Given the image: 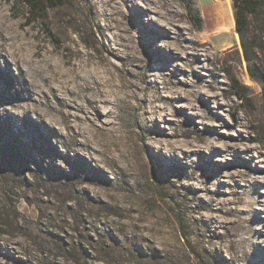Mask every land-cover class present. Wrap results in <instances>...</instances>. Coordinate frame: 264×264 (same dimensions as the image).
<instances>
[{
  "label": "rangeland",
  "instance_id": "rangeland-1",
  "mask_svg": "<svg viewBox=\"0 0 264 264\" xmlns=\"http://www.w3.org/2000/svg\"><path fill=\"white\" fill-rule=\"evenodd\" d=\"M157 2V14L133 6L130 23L156 38L151 23L170 24L158 13L181 10L170 24L176 47L157 37L135 48L126 78L136 98L107 81L95 128L33 102L47 88L26 49L62 65L74 47L121 67L129 51L108 50L115 30L102 29L101 3L45 0L29 11L0 0V21L17 36L3 33L25 48L14 55L7 40L0 53V264H264V91L248 72L231 0ZM171 74L176 85L163 78ZM180 121L190 132L174 136Z\"/></svg>",
  "mask_w": 264,
  "mask_h": 264
},
{
  "label": "bare ground",
  "instance_id": "bare-ground-1",
  "mask_svg": "<svg viewBox=\"0 0 264 264\" xmlns=\"http://www.w3.org/2000/svg\"><path fill=\"white\" fill-rule=\"evenodd\" d=\"M98 1L102 5V12H104V18L106 20V23L102 27V29L104 30V32L107 29L115 30V40L113 43L114 46L111 45L108 50L110 51V53H114L115 55H119L121 47H125L129 51L128 53H125L127 60L122 63L121 67L115 66L114 64L108 61L107 57L100 56V53H90L85 51L81 52L83 50L79 51L77 48L74 49V47L70 51V54L63 59L62 65L55 59H52L48 54H43L42 50V53H40L41 51H31L32 47L30 49H26L28 57L34 58L33 62L35 66V73L42 82L41 84L47 88V91L41 90L39 94H32V97L30 96V98L33 99L34 103L46 106V110L54 111L59 114L60 118L68 125L71 124L72 121L83 120L90 122L95 128H98L94 120L99 118L101 108L100 106L101 104L109 102V96L111 93V91L107 89V81L111 82L116 80V87L124 94L125 99L136 98L138 86L134 83V81L127 79L126 76L129 75V73L133 69L132 61H134L135 59V53L133 52V50L135 48L138 49L140 44L146 45L147 47L152 46L157 37H162L164 39V43L166 44L165 46L172 47L177 43L176 33L172 32L170 24L173 25L172 27L176 28L175 21L179 20L176 18V16L178 17L177 13L181 10L176 13L175 10L166 8L165 6L166 10H164V13L158 14L159 16H161V18H166L165 21H170L169 27L167 26L168 24L166 26H162L158 23H154L155 21H153L150 25V29L156 34L157 37L145 38L144 33L141 30H135L133 25L130 23V19L132 18V7H136L139 12L157 14V9L155 8L156 11L153 10V5L151 6V4L155 5L158 0H144L145 5L143 7L137 6V4H135L136 0ZM167 1L170 2V0ZM164 3H162L161 5L159 3V7L163 8L165 5ZM172 5L174 4L172 3ZM171 8H173V6ZM159 11L160 10H158V12ZM152 17H154V15ZM7 24H5L3 21H0V34L2 35V39L0 41V53H2V50L4 49L3 45L7 40H12V48L14 46V55L16 52L19 55V51H24L25 53V48L23 44H18L15 47V43L9 33H3V31L10 30L13 31V37L17 36L15 29H13L12 26ZM234 24V18H232L231 25L234 26ZM67 38L70 39L68 36ZM71 41H73V39ZM55 54L58 53L55 52ZM19 57L16 56L15 59V63L17 65ZM76 57H78V59ZM172 74H174L173 70ZM172 74L170 78L163 77L164 75L162 77L166 78L165 80L168 79V82L170 81L172 84L176 85L177 82L172 79ZM16 75L18 79L23 82L25 81V78L22 76V73L19 68L17 69ZM76 98H79L81 100L80 103H74ZM171 113L179 116L178 109L176 107L171 110ZM174 125V136L179 135L178 129H182L181 134H186L190 132V129H184L183 121H180L177 124L174 123Z\"/></svg>",
  "mask_w": 264,
  "mask_h": 264
},
{
  "label": "trees",
  "instance_id": "trees-1",
  "mask_svg": "<svg viewBox=\"0 0 264 264\" xmlns=\"http://www.w3.org/2000/svg\"><path fill=\"white\" fill-rule=\"evenodd\" d=\"M45 0H13L14 5L24 3L29 11L41 10V4ZM235 29L238 32L242 53L247 61V69L250 76L261 84L264 91V73L260 71L257 62V52L259 49V37L255 33H264V0H231ZM43 10V9H42ZM188 12L197 27L202 25V17L198 11H193L188 7ZM258 33V34H259ZM260 35V34H259ZM235 83V81L233 80ZM233 87L236 92H239L236 83ZM233 119L236 120V114H233ZM178 223L184 237V224L182 217H178ZM194 252V251H193ZM197 254L196 252H194Z\"/></svg>",
  "mask_w": 264,
  "mask_h": 264
},
{
  "label": "water",
  "instance_id": "water-1",
  "mask_svg": "<svg viewBox=\"0 0 264 264\" xmlns=\"http://www.w3.org/2000/svg\"><path fill=\"white\" fill-rule=\"evenodd\" d=\"M239 43H240V39H239Z\"/></svg>",
  "mask_w": 264,
  "mask_h": 264
}]
</instances>
